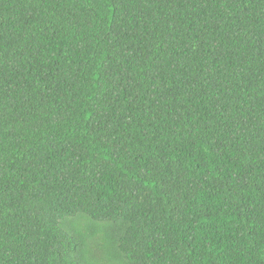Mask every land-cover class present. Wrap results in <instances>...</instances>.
I'll list each match as a JSON object with an SVG mask.
<instances>
[{
  "label": "trees",
  "instance_id": "trees-1",
  "mask_svg": "<svg viewBox=\"0 0 264 264\" xmlns=\"http://www.w3.org/2000/svg\"><path fill=\"white\" fill-rule=\"evenodd\" d=\"M0 264H264V0H0Z\"/></svg>",
  "mask_w": 264,
  "mask_h": 264
}]
</instances>
